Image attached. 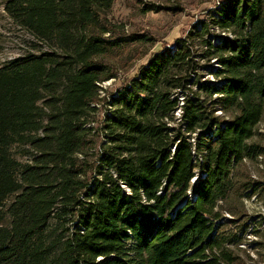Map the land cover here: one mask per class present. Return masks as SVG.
Wrapping results in <instances>:
<instances>
[{"label": "trees", "instance_id": "trees-1", "mask_svg": "<svg viewBox=\"0 0 264 264\" xmlns=\"http://www.w3.org/2000/svg\"><path fill=\"white\" fill-rule=\"evenodd\" d=\"M113 2L6 4L16 21L54 45L0 68V208L15 195L0 212V264H237L241 258L219 233L228 225L219 204L231 201L237 225L243 197L264 186L245 166L264 158V147L250 144L264 119V0H222L217 16L202 23L204 57L220 65L219 81L186 96L184 128L164 120L178 107L173 92H191V43L156 54L112 96L102 125L110 144L104 169L90 178L78 157L90 143L85 126L101 102V83L113 76L98 59L134 41L104 38L110 23L100 15ZM161 10L147 5L145 12ZM212 29L232 37L205 40ZM19 143L36 150L30 164L11 155ZM54 219L65 228L51 245Z\"/></svg>", "mask_w": 264, "mask_h": 264}, {"label": "rangeland", "instance_id": "rangeland-1", "mask_svg": "<svg viewBox=\"0 0 264 264\" xmlns=\"http://www.w3.org/2000/svg\"><path fill=\"white\" fill-rule=\"evenodd\" d=\"M9 1L0 0V68L20 57L52 52L51 48L54 45V42L45 41L36 36L20 20L16 21L5 8ZM221 1L114 0L109 10L101 12L100 17L107 18L110 23L106 24L110 31L104 35V38L115 40L124 37L134 41L123 52H116L98 59V62L106 66L107 73L113 74V76L101 83V102L93 105L95 110L89 113V122L85 126L91 130L87 135L90 143L85 151L86 155L78 157L80 161L87 160L90 167L88 173L90 178L95 177L96 172L104 169L101 157L108 150L104 146L110 144L107 135L102 131V125L105 116L113 110V107L110 106L112 96H117L120 90L131 83L141 68L147 65L156 54L175 48L179 42L191 43V46L197 51L191 71L192 83L188 85L191 92H188L187 95L180 90L173 92L172 97L178 99V107L170 118L164 120L172 128H184L181 121L182 107L186 103V96L203 94V91L199 90L202 85L209 84L212 87L215 81H219L214 75L217 63L215 64L214 60L208 62L204 57L208 48L202 43V28L204 27L202 23L209 22L211 17L217 16ZM147 5L159 6L163 10L145 12ZM224 35L231 37L230 34L212 29L204 39L212 41ZM213 98L215 100L218 96L214 95ZM207 107H210V104ZM217 115L224 116L220 113ZM229 118H231L230 115H228ZM257 132L258 135L251 140L250 144H260L264 147V119L257 128ZM36 154V150L29 143L15 144L11 148V155L23 166L30 164ZM245 166L247 168L243 167L244 169L240 168L237 171L244 172L246 168L253 181L264 184V158L260 162H246ZM14 199L15 195H12L5 207L0 208V212L6 213ZM242 201L246 213L237 225L230 223L234 220L233 213L230 212L231 201L222 200L219 204L223 220L228 224L221 228L219 233L226 239L225 247L241 258L237 264H264V186L259 188L257 194L243 197ZM10 222L11 219L8 216L2 224L8 226ZM239 222L246 228H242ZM64 228L63 224L55 219L52 220L47 232V243L57 244Z\"/></svg>", "mask_w": 264, "mask_h": 264}, {"label": "built area", "instance_id": "built-area-1", "mask_svg": "<svg viewBox=\"0 0 264 264\" xmlns=\"http://www.w3.org/2000/svg\"><path fill=\"white\" fill-rule=\"evenodd\" d=\"M225 36V35H224ZM232 37V36H231ZM214 62H215V64L217 63V67H215V69L217 70L218 68H221L220 67V65L218 64V62L216 61V60H214ZM217 81H215V83H216ZM218 113H220V114H222V112H218ZM260 125V124H259ZM259 127V126H258ZM263 160V157H259L258 158V160H257V162H260V161H262ZM246 162H248V161H246ZM197 180H198V178H194L193 180H192V182L193 183H196L197 182Z\"/></svg>", "mask_w": 264, "mask_h": 264}]
</instances>
